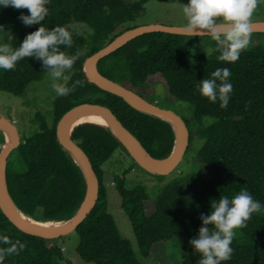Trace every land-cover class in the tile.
Returning <instances> with one entry per match:
<instances>
[{"label": "trees", "instance_id": "trees-1", "mask_svg": "<svg viewBox=\"0 0 264 264\" xmlns=\"http://www.w3.org/2000/svg\"><path fill=\"white\" fill-rule=\"evenodd\" d=\"M148 1L50 0L47 5L49 14L42 24L49 30L78 23L88 26L92 32L84 36L70 27L73 47L60 46V50L69 55L78 48L84 52L74 64L75 74L69 81V86L76 80L83 81L82 85L67 96L57 97L53 102V125L49 126L40 116L38 130L23 136L20 145L11 153L15 156L8 157L7 189L16 206L26 215L40 220L66 221L83 203L87 187L84 172L64 150L56 133L59 119L76 105L97 103L107 106L151 155L165 158L172 152L175 131L169 122L140 112L121 97L100 89L88 81L84 72L86 58L128 30L126 23L142 14ZM22 14L29 13L26 9L0 7V25L5 22L13 25L11 31L0 32V37L6 32L0 44L10 43L16 48L29 33L41 26H25L18 19ZM254 34L259 42L242 51L235 63L218 61L217 52L207 56V47L215 48L210 36L165 32L143 34L99 61L98 69L102 74L146 99L144 94L152 86L149 78L160 76L168 100L193 105L196 121H201L204 116L215 118L210 126H201L195 132L185 120L190 141L194 136L204 140L196 162L208 168L212 176L206 178L199 173L176 179L163 187L155 201H148L150 198L143 185L127 188V171L123 176L115 177L122 208L137 239V254L109 212L101 168L115 151L127 150L110 128L93 123L78 125L72 131V138L89 156L100 184L95 207L74 231L80 237L77 253L83 261L92 264H149L146 260L155 244L176 238L182 264H197L200 254L189 241L198 237L202 226L200 216L211 213L213 200L218 201L222 195L231 199L241 189H246L264 205V33ZM198 38L208 44H196ZM224 67L230 69L229 82L233 85L226 109L219 106V101L209 102L196 89V85L209 78L216 68ZM44 71L42 61L35 57L24 58L18 61L15 70L0 69V90L25 96L30 84L43 80ZM0 133L3 144H6L4 131L0 130ZM150 202L154 206L149 213L147 206ZM0 235L26 244L19 255L6 256L3 264H74L65 259L63 246L54 243L56 239L21 231L1 209ZM231 247V259L222 264H264V209L253 214L246 228L236 230Z\"/></svg>", "mask_w": 264, "mask_h": 264}, {"label": "clouds", "instance_id": "clouds-1", "mask_svg": "<svg viewBox=\"0 0 264 264\" xmlns=\"http://www.w3.org/2000/svg\"><path fill=\"white\" fill-rule=\"evenodd\" d=\"M261 2L262 0H190L183 6L186 19L183 31L192 36H210L215 42V48L209 47L207 56L217 52L218 61L235 63L241 52L250 46L252 17ZM49 3L50 0H0V7L11 6L16 10L28 11V15L18 17L25 26L41 25L36 31L29 33L16 48L10 43L0 44V69L15 70L18 61L35 57L42 61L44 72L47 73L56 96L63 97L74 92L83 83L76 80L69 86V81L75 74L73 66L84 52L78 48L74 54L69 55L60 50V46L73 47L72 32L69 30L71 26H55L51 30L43 26L42 22L49 14ZM2 31H5L4 25H0V32ZM230 76L229 68H216L209 78L196 85V89L209 102L219 101V106L226 109L233 92ZM161 93L162 90L157 89V94ZM203 120L205 126L215 122V118L210 116H204ZM211 209L210 214H201L199 235L189 241L195 252L200 254L197 264H222L230 260L236 230L246 228L253 214L260 213L264 205L255 200L246 189H241L231 199L222 195L218 201L213 200ZM0 245H6L0 247V264H3L6 256L19 255L26 248L21 240L13 241L7 235H0Z\"/></svg>", "mask_w": 264, "mask_h": 264}, {"label": "rangeland", "instance_id": "rangeland-1", "mask_svg": "<svg viewBox=\"0 0 264 264\" xmlns=\"http://www.w3.org/2000/svg\"><path fill=\"white\" fill-rule=\"evenodd\" d=\"M126 1L133 2L135 0ZM189 2L190 0H149L145 4V11L134 21L126 23L125 27L131 29L137 26L152 24L183 27L186 23L183 6ZM252 21H264V0H262L255 11ZM3 25L6 31L13 29V25L10 22H5ZM71 27L77 33L84 36H89L92 32L88 26L83 24L72 23ZM5 33L3 32L2 36ZM2 36L0 39H2ZM258 42V36L255 34L252 35L250 46L256 45ZM196 44L206 45L208 43L206 40L198 38ZM161 81L163 80L160 76L150 77L149 82L152 86L150 91L144 95L155 104L158 102L159 106L172 109L180 114L185 120L190 122L191 129L194 132L201 128V126H205L203 118L201 121L194 119L193 105L183 101H170L166 98V89L161 84ZM50 85L51 81L46 73L43 80L30 84L25 96L20 97L0 90V115L8 118L13 124H16L20 134V141H22L23 136L33 134L38 130L40 116L45 118L49 126L53 125V102L57 96ZM157 89H161L162 93L157 94ZM203 144L204 140L194 136L180 164L168 174L149 173L136 163L128 151L122 149L115 151L101 166L104 171V185L108 193L109 212L114 216L121 234L130 241L137 254H139L137 239L129 217L122 208V199L116 187L115 177H121L127 171L125 178L127 188L143 185L146 187L150 198L148 201H155L163 187L176 179L187 178L199 173L206 178L212 176V172L208 168L196 162L197 153ZM3 145V137L0 133V151ZM14 156L15 154H10L9 158L12 159ZM153 206V202L148 203L147 211L149 213L153 211ZM79 242L80 237L76 232H72L61 239L54 240V243H59L63 246L66 260H71L74 264H92L83 261L78 256L77 247ZM146 262L149 264H182V253L178 240L174 238L170 241H162L155 244L151 256ZM63 264L66 263L63 262Z\"/></svg>", "mask_w": 264, "mask_h": 264}, {"label": "water", "instance_id": "water-1", "mask_svg": "<svg viewBox=\"0 0 264 264\" xmlns=\"http://www.w3.org/2000/svg\"><path fill=\"white\" fill-rule=\"evenodd\" d=\"M252 24V33H264V21H252ZM151 32H165L192 36L185 33L183 27L178 26H164L159 24L137 26L119 34L106 46L87 57L84 63V72L89 82L95 84L104 91L121 97L134 109L169 122L175 131V145L172 152L165 158H156L151 155L142 142L123 125L113 111L107 106L97 103H82L72 107L59 119L56 126V133L58 141L64 150L69 152L82 168L87 183L86 193L82 205L77 213L69 219L67 225L61 229L51 230L19 216L7 203V199H10L12 203H14L7 189V160L11 152L20 145L21 141L18 128L8 118L0 115V130L7 131L12 136V142L6 147H2L0 151V209L21 231L45 239H57L66 236L77 229L79 224L87 218L98 201L100 184L97 173L87 153L72 138V131L75 128L73 127V122L76 115L79 113L93 111L102 115L109 122L111 126L110 129L121 140L131 157L149 173L168 174L182 161L190 144V130L185 119L174 110L161 107L149 101L136 91L108 78L98 69V63L103 57L126 45L133 39ZM148 168H151L152 171Z\"/></svg>", "mask_w": 264, "mask_h": 264}, {"label": "bare ground", "instance_id": "bare-ground-1", "mask_svg": "<svg viewBox=\"0 0 264 264\" xmlns=\"http://www.w3.org/2000/svg\"><path fill=\"white\" fill-rule=\"evenodd\" d=\"M83 123H93V124L101 125V126L108 127V128L111 127L109 122L102 115H100L97 112H93V111H87V112H82V113L77 114L73 122V127H76ZM4 133L6 135V144H4L3 147H6L12 142V136L7 131H4ZM177 135H178V131H177ZM148 169L152 171L151 168H148ZM7 203L9 207L19 216L29 221H32L42 227H45L47 229H51V230L61 229L62 227L67 225L69 221V220L54 221V220L34 219L33 217H30L26 215L25 213H23L14 203H12L10 199H7Z\"/></svg>", "mask_w": 264, "mask_h": 264}, {"label": "flooded vegetation", "instance_id": "flooded-vegetation-1", "mask_svg": "<svg viewBox=\"0 0 264 264\" xmlns=\"http://www.w3.org/2000/svg\"><path fill=\"white\" fill-rule=\"evenodd\" d=\"M151 102H152V101H151ZM153 103H154V102H153ZM157 105H159V104H158V102H157ZM14 125L16 126V124H15V123H14ZM16 127H17V126H16ZM3 146H4V145H3Z\"/></svg>", "mask_w": 264, "mask_h": 264}]
</instances>
